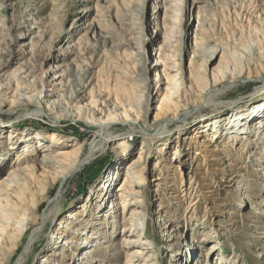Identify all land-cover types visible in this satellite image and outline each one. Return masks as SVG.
Returning <instances> with one entry per match:
<instances>
[{"label": "rangeland", "instance_id": "rangeland-1", "mask_svg": "<svg viewBox=\"0 0 264 264\" xmlns=\"http://www.w3.org/2000/svg\"><path fill=\"white\" fill-rule=\"evenodd\" d=\"M250 2L209 0L207 10L202 13L193 8L192 0H0V87L11 83V91H15L14 86L17 85L30 91V95H36L49 80L52 70L71 71L63 81L65 91L60 99L63 107L71 108L74 91L84 84L88 90L93 89L86 98L95 101L94 106L99 107L100 101L105 102L114 94L113 90L119 83H125L132 88L129 92L139 121L151 124L160 117L162 101L169 90L165 73L170 68L172 71H184L187 62L195 55L197 42H200L198 29L203 32L200 37L211 34L224 37L242 8L252 11ZM137 76L143 77V81L138 82ZM263 86L264 73L258 77L252 74L237 78L229 89L214 98L221 105L194 111L195 116H189L182 133L187 138L202 136L203 122L208 119L206 114L212 111L218 113L211 120L220 119V123L227 124L235 132L243 130L244 123L251 117L254 118L249 123L264 127V92L257 90ZM218 88L222 89L223 85H218ZM10 90L3 89L0 93V121L4 122L0 123V175L6 172L7 167L24 159L22 155L12 153L21 143L34 144L35 135L39 136V143L52 141L45 136L49 133L57 135L66 151L75 148L73 156H85L94 141L99 139L95 128L81 122L63 119L57 127H48L45 118L36 114L32 100L20 101ZM261 120L263 125L257 123ZM179 127L180 123L175 122L167 125L166 135L149 146L143 175L129 178L135 183V191L146 193L148 203L145 213L150 220L146 223L145 235L155 250L154 263L172 264L176 254L173 251L179 248L176 252L182 253L183 249L184 257L176 264H220L219 257L221 264H264V256L254 253L255 247L264 246L263 240L254 239L255 247L244 244L252 241L259 227L264 228V219L253 223L256 220L251 221L253 218L245 216L248 212L243 211L237 217L228 213L229 210L234 211L235 202L230 201L229 193L221 188L222 182L218 184V178L212 176L213 161L211 167L208 166L210 162L202 159L199 152L194 155L193 148V159H189L190 156L180 161L176 159L174 152ZM127 131V126L114 125L109 135L113 138ZM143 141L144 137H131L128 151L118 158L109 142L65 181L54 184L34 212L41 231L22 264H40L56 227L71 212L85 213L89 197L95 194L92 192L97 190L96 186L104 174H115L113 186L120 182L122 176L128 178L129 169H124V164L129 159H136ZM250 160L244 154L241 157L242 165L247 167V176L253 168ZM198 164L201 165L197 171ZM160 174L177 184V194L185 203L190 198L184 195L186 191L182 189L193 182L189 190L193 194L191 205L188 210H183L181 204L177 206L175 219H178V224L175 230L168 231L171 239L166 243L160 237V225L154 215L159 210L162 196V187H157L159 182L155 181ZM256 181L247 193L264 196L261 179L256 178ZM54 198L56 200L50 202ZM172 206L170 204V208ZM55 208L54 216L48 215L42 225L40 216ZM121 216L119 204L116 217ZM202 226L207 227L210 233H219V251L209 253L210 241L214 239L210 240L196 231ZM29 228L33 229L34 225L30 224ZM241 230L248 237L242 235ZM118 232L117 228L112 237L114 250L118 252L114 254L109 249L107 258L116 260V264H124L126 251L118 245L121 241ZM26 233L21 243L25 242ZM190 244L193 250L189 253L184 246ZM21 249L22 244L0 264H13ZM102 258L106 259V256Z\"/></svg>", "mask_w": 264, "mask_h": 264}, {"label": "bare ground", "instance_id": "bare-ground-1", "mask_svg": "<svg viewBox=\"0 0 264 264\" xmlns=\"http://www.w3.org/2000/svg\"><path fill=\"white\" fill-rule=\"evenodd\" d=\"M208 2L209 0H192V6L202 12L207 8ZM249 6L252 11L242 8L237 13L236 22L230 26L224 37L215 34L208 36L204 34L205 37H200L203 32L198 29L197 36L200 42H197L194 57L187 62L184 69L186 72L172 71L170 68L171 72L165 73L164 79L167 80L166 86L169 90L163 98L160 117L151 124L139 121V116L133 107V97L129 92L132 88L125 83H119L113 90L114 94L107 97L105 102L100 101L99 107L94 106L95 101L86 98L93 89L88 90V86L84 84L74 91V103L71 108L63 107L60 100L65 91L63 81L71 71L52 70L49 80L36 95H30V91L18 88L17 85L14 86L15 91H11L13 87L11 83L0 87V93L3 89L10 90V93H16L20 101L32 100L36 114L44 117L46 125L50 128L57 127V123L64 119L93 127L99 136L85 156H73L75 148L66 151L62 140L59 141L57 135L50 133L45 135L52 140L49 143L44 141L39 143V136L35 135L34 144L21 143L13 151V155H22L24 159L7 167L6 172L0 175V263L12 256L22 244L20 254L13 262V264H22L41 231L40 226L36 224L34 212L55 183L61 184L65 181L109 142L114 146L117 158L124 155L129 149L128 140L138 136L144 137L145 141L141 142L142 148H139L141 150L136 159L132 161L129 159L124 164V169H129L128 178L122 176L120 182L113 186L115 174L113 175V172L108 173V176L104 174L96 186L97 190L92 192L95 194L89 197L85 213L82 212L81 215L78 212H71L56 227L57 230L52 233L49 240V248L44 250V255L40 258V264H116V260L112 261L108 258L109 249L114 254L116 252L112 237L115 236L117 228L119 229L117 235L121 240L118 245L126 251L124 264H155L153 260L155 250L153 251L145 235L146 223L150 220L145 213L148 203L146 193L135 191L133 187L135 183L129 178L143 175L147 166L146 156L149 158V146L156 144V141L166 135L165 128L174 122L180 123L174 152V155H177L176 159L180 161L187 156L193 159L192 148L194 155L199 152L202 159L210 162L208 166L215 164L214 168H211L212 176L218 178V184L222 182L221 188L229 193L230 201L235 202L234 211L229 210L228 213L236 216L243 211L248 212L245 216L253 218L251 221L256 220L253 223L264 219V196L247 193L248 189L256 184V178L261 179V187H264V127L249 123L254 118L251 117L244 123L243 130L239 129L235 132L227 124L220 123V119L211 120V117L218 113L212 111L206 114L208 119L203 122L202 136L187 138L182 133L189 116L196 114L194 111L206 106L221 105L214 98L229 89L237 78L252 74L258 77L264 73V0H251ZM201 50L203 53L201 52L200 55ZM73 76L72 74L71 77ZM137 77L138 82L143 81V77ZM220 84L223 85L222 89L218 88ZM257 90L264 92V86ZM0 123L4 124L1 121ZM257 123L263 125V120ZM114 125L127 126L129 131L111 138L109 130ZM154 129L156 132H153ZM154 141L156 143H153ZM211 147L212 149L209 150ZM160 153H162L161 148ZM243 154L251 159L250 163L253 167L248 176L247 167L241 162ZM226 157H229L228 160ZM219 164L222 166L219 167ZM200 165H197L199 166L197 171ZM216 165L218 166L215 167ZM156 179L155 181L159 182L156 186L162 187L161 192L158 189L156 191L162 196H160L159 210L154 215L160 225V237L166 243L171 239L168 231L172 228L175 230V225L178 224V219H175L178 207L182 205L183 210H188L191 205L193 194L189 190L193 182L182 189L186 191L184 195L190 198L185 203L177 194L179 188L175 182L168 181L161 174ZM164 193H166L165 197H163ZM55 200L56 198L50 202ZM119 204L122 216L117 219ZM170 204L174 206L170 208ZM55 213L56 208L50 210L48 214H42L39 219L41 224H45L48 215L53 217ZM30 224L34 225L33 229L29 228ZM263 230V227H259L257 235L252 236V243L244 244L255 247L254 239H262L264 244ZM26 231L25 242L21 243ZM196 231L203 233V236L210 240L214 239L209 240V253L221 249L217 231L210 233L205 226ZM240 233L248 237L243 230ZM192 244L184 246V250L188 249L190 253L193 250ZM263 247L261 244L260 247H255L254 253L264 256ZM175 249L173 252L176 254L173 256L172 264H176L184 257L183 249L182 253L176 252L179 248ZM104 256L106 259L102 258ZM218 263L221 264L220 257Z\"/></svg>", "mask_w": 264, "mask_h": 264}]
</instances>
